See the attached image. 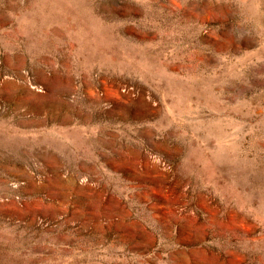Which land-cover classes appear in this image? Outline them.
Returning <instances> with one entry per match:
<instances>
[{
	"label": "rangeland",
	"instance_id": "374dc122",
	"mask_svg": "<svg viewBox=\"0 0 264 264\" xmlns=\"http://www.w3.org/2000/svg\"><path fill=\"white\" fill-rule=\"evenodd\" d=\"M0 264H264V0H0Z\"/></svg>",
	"mask_w": 264,
	"mask_h": 264
}]
</instances>
